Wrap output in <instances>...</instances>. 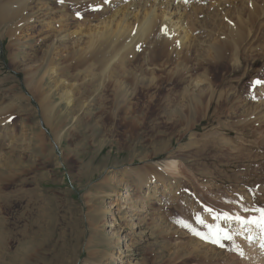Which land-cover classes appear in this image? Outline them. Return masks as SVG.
Wrapping results in <instances>:
<instances>
[{"label":"rangeland","instance_id":"rangeland-1","mask_svg":"<svg viewBox=\"0 0 264 264\" xmlns=\"http://www.w3.org/2000/svg\"><path fill=\"white\" fill-rule=\"evenodd\" d=\"M199 7L214 10L209 2ZM261 24L264 18L238 65L209 60L192 73L205 81L201 103L190 106L187 84L162 82L142 99L138 124L126 127L112 120V111L85 109L93 96L81 90L75 94L81 109L56 145L41 97L51 93L58 115L66 109L63 92L47 77L43 94L26 82L43 63L54 31L39 22L20 39V31L0 21V264H264V231L255 225L249 239L231 232L237 221L217 218L258 217L256 209L264 208ZM137 171L151 181L165 179L171 193L161 188L150 199ZM126 193L134 202L149 200L139 216H132ZM217 225L233 235L223 247L211 240L210 227Z\"/></svg>","mask_w":264,"mask_h":264},{"label":"bare ground","instance_id":"bare-ground-1","mask_svg":"<svg viewBox=\"0 0 264 264\" xmlns=\"http://www.w3.org/2000/svg\"><path fill=\"white\" fill-rule=\"evenodd\" d=\"M203 2L214 6L213 12L206 13L199 7ZM78 12L82 13L79 20L74 18ZM200 14L205 19L199 18ZM262 18L264 0H2L0 3V21L9 22L20 31V39L30 37V30L35 28L31 26L39 22L51 26L48 32L54 31L43 63L27 74L26 82L31 91L42 93L47 77L56 92H63L60 99L66 109L58 115L55 110L60 105L49 104L51 93L41 97V112L46 124L52 127L56 145L61 144L67 122L74 120L75 112L81 109L79 98H75L81 90L87 97L93 96L84 104L85 109L92 105L105 113L112 111V120L122 121L126 127L138 124V114L145 105L142 99L148 90L158 89L162 82L187 84L183 95L191 100L190 106L201 103L205 81L192 73L209 60L240 63L242 48L254 38L255 25ZM263 29L261 24L260 31ZM43 40H50V35ZM189 89L194 90L192 94ZM54 117L57 120L52 124ZM135 175L147 187L145 194L150 199L157 200L161 188L167 195L172 191V184H166L163 178L151 181L140 171ZM126 195L125 199L132 203V216H139L149 200L134 202L131 194ZM122 198L116 201L118 214L123 208ZM231 230L234 234H246L249 239L256 235L254 224L237 222ZM132 247V241L126 242L127 250ZM3 253L4 250L0 257Z\"/></svg>","mask_w":264,"mask_h":264},{"label":"snow or ice","instance_id":"snow-or-ice-1","mask_svg":"<svg viewBox=\"0 0 264 264\" xmlns=\"http://www.w3.org/2000/svg\"><path fill=\"white\" fill-rule=\"evenodd\" d=\"M185 2H187V0H185ZM256 84H260L262 83L261 81L257 80L255 82ZM208 211H212L211 209H209ZM257 212L260 213V215L257 216H253L251 218H244V217H240V216H231L228 213H223L222 217H220L218 215L217 218H222L224 219L226 222L227 221H231V220H235L237 222H239L242 225H249V224H254L256 225L258 228H260L262 231H264V208H260V209H256ZM197 220L199 223H204V220L202 217H197ZM181 223H184L185 227H189L192 228L193 231H195V229L192 227V225L188 224L187 222H183L181 221ZM210 232H211V240L213 243H217L219 244L221 247H223V243L222 241L224 240H232L233 235L231 233H229L226 229L222 228L221 226L217 225L215 228H211L210 227ZM197 235H204L198 231H196ZM205 238H208L205 236ZM262 247H264V244L261 245ZM239 246H237L238 248ZM243 253L241 252V255Z\"/></svg>","mask_w":264,"mask_h":264}]
</instances>
